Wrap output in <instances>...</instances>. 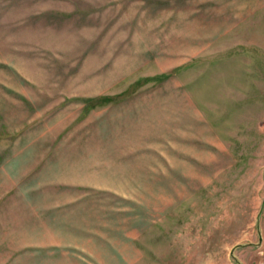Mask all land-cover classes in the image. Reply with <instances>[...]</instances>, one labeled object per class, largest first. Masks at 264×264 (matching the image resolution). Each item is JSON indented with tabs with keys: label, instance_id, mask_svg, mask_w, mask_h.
I'll use <instances>...</instances> for the list:
<instances>
[{
	"label": "rangeland",
	"instance_id": "obj_1",
	"mask_svg": "<svg viewBox=\"0 0 264 264\" xmlns=\"http://www.w3.org/2000/svg\"><path fill=\"white\" fill-rule=\"evenodd\" d=\"M121 254L264 264V0H0V264Z\"/></svg>",
	"mask_w": 264,
	"mask_h": 264
},
{
	"label": "crops",
	"instance_id": "obj_2",
	"mask_svg": "<svg viewBox=\"0 0 264 264\" xmlns=\"http://www.w3.org/2000/svg\"><path fill=\"white\" fill-rule=\"evenodd\" d=\"M140 229V228H138ZM121 239H127L128 241H130V249L133 250V256H132V259H131V262L134 260V254L135 252H137L138 254V249L140 248V245L143 244V242H141L140 240V237H136L134 235H132V238H127L125 237L122 232H121V236H120ZM119 262L118 263H122V264H126V263H129L130 260H128V258L124 255H120V259L118 260Z\"/></svg>",
	"mask_w": 264,
	"mask_h": 264
}]
</instances>
